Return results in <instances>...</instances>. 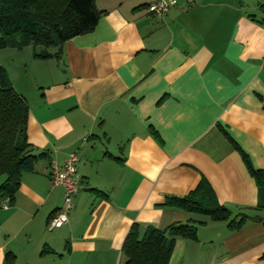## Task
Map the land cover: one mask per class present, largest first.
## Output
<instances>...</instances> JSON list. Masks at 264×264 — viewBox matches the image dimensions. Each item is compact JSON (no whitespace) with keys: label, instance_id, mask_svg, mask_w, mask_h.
Masks as SVG:
<instances>
[{"label":"crops","instance_id":"1","mask_svg":"<svg viewBox=\"0 0 264 264\" xmlns=\"http://www.w3.org/2000/svg\"><path fill=\"white\" fill-rule=\"evenodd\" d=\"M153 1L94 0V30L63 42L57 59L0 50L36 157L12 203L0 200V264L7 254L12 264H121L132 225L141 237L187 222L195 241L174 238L167 264H264V229L249 220L264 210L247 172L264 170V0L179 1L164 18L147 14ZM16 54L24 75H9ZM69 153L80 188L49 232L63 199L49 166ZM200 183L228 220L246 216L238 230L163 205Z\"/></svg>","mask_w":264,"mask_h":264},{"label":"trees","instance_id":"2","mask_svg":"<svg viewBox=\"0 0 264 264\" xmlns=\"http://www.w3.org/2000/svg\"><path fill=\"white\" fill-rule=\"evenodd\" d=\"M102 12L95 10L94 0H0V50L16 45L29 46L35 60L58 58L63 42L76 36L87 35L96 26ZM55 48L51 55L46 52ZM0 66V200L12 203L18 188L20 174L29 173L36 157L30 155L25 128L28 109L23 99L12 91L9 80ZM247 165V164H246ZM253 185L257 189V204L254 210H264V170L248 168ZM204 184L183 198L167 197L165 207L203 214L215 221L227 220L229 230H238L247 220L238 214V219L228 220L230 213L216 204ZM207 188V187H206ZM264 229V219H251ZM137 225H132L125 235L120 249L121 264H167L174 238L195 241L194 227L189 224H171L158 231L145 227L141 237ZM42 255V254H41ZM13 256L4 257L5 264H12Z\"/></svg>","mask_w":264,"mask_h":264},{"label":"built area","instance_id":"3","mask_svg":"<svg viewBox=\"0 0 264 264\" xmlns=\"http://www.w3.org/2000/svg\"><path fill=\"white\" fill-rule=\"evenodd\" d=\"M182 1L185 7L191 8L195 3V0H155L151 4L146 6V12L150 16H156L157 18H164L169 9L176 7ZM76 157L74 154L69 153L66 159L63 161L61 168L56 167L54 164L50 165L48 172V180L52 187L60 186L63 192V199L61 207L57 210L53 217L47 220L45 230L51 232L62 227L66 222L68 212L71 209V200L75 196L77 190H79L80 179L76 174L75 166ZM6 209L5 207H2Z\"/></svg>","mask_w":264,"mask_h":264},{"label":"rangeland","instance_id":"4","mask_svg":"<svg viewBox=\"0 0 264 264\" xmlns=\"http://www.w3.org/2000/svg\"><path fill=\"white\" fill-rule=\"evenodd\" d=\"M250 1H252L253 2V0H250ZM255 1V0H254ZM15 48L16 49H18V47L15 45ZM39 49V48H38ZM37 49V50H38ZM52 49V48H51ZM51 49H49V50H46V52L47 53H50L51 52ZM5 65L7 66V60L5 61ZM17 63V54L15 55V59H13V63H11V68H8V66H7V69H8V71H9V75H13L14 74V72H13V70H15V74H18V72L19 71H23V68L22 67H20L18 64H16ZM32 70H31V68H27L26 69V71H25V73L28 75L26 78L28 79V81H30L31 82V84H33V82H32V78H31V76H32V72H31ZM21 73H23V75H24V71L23 72H21ZM6 74V73H5ZM7 76V75H6ZM12 77V76H11ZM7 78V77H6ZM1 181V180H0Z\"/></svg>","mask_w":264,"mask_h":264}]
</instances>
